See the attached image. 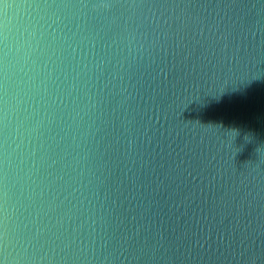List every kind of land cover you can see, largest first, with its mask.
I'll return each instance as SVG.
<instances>
[{
    "label": "water",
    "instance_id": "obj_1",
    "mask_svg": "<svg viewBox=\"0 0 264 264\" xmlns=\"http://www.w3.org/2000/svg\"><path fill=\"white\" fill-rule=\"evenodd\" d=\"M0 264H264V0H0Z\"/></svg>",
    "mask_w": 264,
    "mask_h": 264
}]
</instances>
